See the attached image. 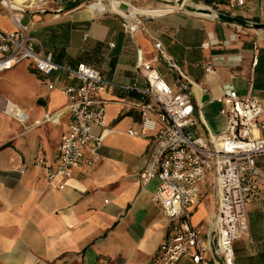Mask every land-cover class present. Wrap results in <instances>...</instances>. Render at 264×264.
<instances>
[{
	"label": "crops",
	"instance_id": "obj_1",
	"mask_svg": "<svg viewBox=\"0 0 264 264\" xmlns=\"http://www.w3.org/2000/svg\"><path fill=\"white\" fill-rule=\"evenodd\" d=\"M47 1L40 9L26 8L28 0L12 3L23 7L17 8L22 22L56 60L85 61L107 78L146 85L135 67L137 48H143L163 77L161 69L171 67L177 81L172 77L170 83L188 88L205 136L224 130L226 119L216 97L226 86L264 98V28L183 12L171 4L137 7L161 0H132L127 9L120 8L121 0H83L74 8L69 6L76 0ZM193 1L264 23V0H247L233 10L224 0ZM121 10L150 17H143L132 36L114 13ZM0 28L15 29L3 0ZM157 40L163 52L155 47ZM70 83L77 82L63 72L40 74L30 59L0 72L1 101H11L25 115L21 119L0 109V264H154L172 235V224L152 200L158 180H140L155 134L127 132L141 126L140 111L132 105L143 100L141 94L110 87L99 95L106 100L109 131L98 164L53 179L36 164L40 156L53 167L58 163L61 138L72 119L61 89ZM256 135L264 137V130ZM257 163L264 171V156ZM216 207V187L208 175L192 219L209 241ZM248 222V231L234 241L237 262L264 264V200L249 205ZM210 255L217 264L212 251ZM177 264L193 262L184 256Z\"/></svg>",
	"mask_w": 264,
	"mask_h": 264
},
{
	"label": "built area",
	"instance_id": "obj_2",
	"mask_svg": "<svg viewBox=\"0 0 264 264\" xmlns=\"http://www.w3.org/2000/svg\"><path fill=\"white\" fill-rule=\"evenodd\" d=\"M3 1L7 3L15 29L0 28V72L30 59L44 76L63 72L77 82L61 89L72 119L69 132L61 138L58 163L53 167L40 156L36 164L50 179L57 175L69 178L77 169L98 164L109 131L106 100L99 95L110 87L139 93L143 100L132 105L140 111L141 126L127 132L135 136L155 134L140 180L144 184L158 180L152 200L172 224V235L154 264H177L184 256L193 264H213L210 251L217 264H238L234 241L249 229V205L264 200V171L257 163V158L264 156V137L256 135V131L264 130V98L251 93L240 95L233 87L226 86L216 97L219 113L226 119L224 130L214 137L205 136L188 88L168 82L153 62L145 58L143 48H137L135 67L145 77L146 85L115 81L85 61L74 65L56 60L51 51L45 50L42 40L22 22L12 0ZM121 1L134 5L132 0ZM47 3V0H28L25 7L40 9ZM224 3L233 10L245 6L247 0H224ZM114 13L123 18L124 29L132 36L141 29L143 17H150L122 10ZM155 47L163 52L160 41L155 42ZM257 62L255 56L253 64ZM0 109L25 119L23 111L11 101L3 103L0 98ZM208 175L212 176L217 194L210 241L194 226L192 219L200 203L201 184Z\"/></svg>",
	"mask_w": 264,
	"mask_h": 264
},
{
	"label": "water",
	"instance_id": "obj_3",
	"mask_svg": "<svg viewBox=\"0 0 264 264\" xmlns=\"http://www.w3.org/2000/svg\"><path fill=\"white\" fill-rule=\"evenodd\" d=\"M83 0H76L72 5H70V8L76 7L80 2ZM163 3H170L174 6H176L177 10L197 14L199 16L219 19L222 21H228V22H236L239 24H245L248 26L256 27V28H264V23L255 22L248 19H243L235 15H229L227 13L221 12L219 10H216L209 4H203L199 2H195L193 0H161ZM16 8L23 9V7L13 5ZM122 9H127L128 5L126 3H123L121 5ZM171 71V67L168 68ZM173 77L175 81H177L176 75L173 73Z\"/></svg>",
	"mask_w": 264,
	"mask_h": 264
},
{
	"label": "rangeland",
	"instance_id": "obj_4",
	"mask_svg": "<svg viewBox=\"0 0 264 264\" xmlns=\"http://www.w3.org/2000/svg\"><path fill=\"white\" fill-rule=\"evenodd\" d=\"M161 5H162V3H160V4L156 5V6H161ZM141 7H144V6H141ZM23 23H25V20H23ZM161 72H162L163 74H165V75H164L165 79H166L168 82H171L172 77H173L172 71H170V70H168V69H167V70L161 69ZM193 221H194V217H193Z\"/></svg>",
	"mask_w": 264,
	"mask_h": 264
},
{
	"label": "bare ground",
	"instance_id": "obj_5",
	"mask_svg": "<svg viewBox=\"0 0 264 264\" xmlns=\"http://www.w3.org/2000/svg\"><path fill=\"white\" fill-rule=\"evenodd\" d=\"M16 1H18V2H23L24 0H16ZM164 4H170V3H164ZM116 5H118V3H115V7H116ZM121 5H122V4H121ZM121 5H120V8H121ZM171 5H172V4H171ZM92 8H93L94 10H97V9H98V5L96 4V6H95V4H93ZM131 11H134V9L132 8Z\"/></svg>",
	"mask_w": 264,
	"mask_h": 264
}]
</instances>
